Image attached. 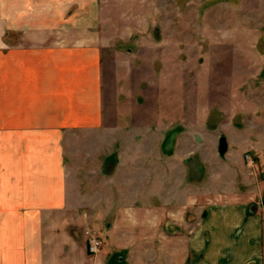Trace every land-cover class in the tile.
I'll list each match as a JSON object with an SVG mask.
<instances>
[{"label": "crops", "instance_id": "1", "mask_svg": "<svg viewBox=\"0 0 264 264\" xmlns=\"http://www.w3.org/2000/svg\"><path fill=\"white\" fill-rule=\"evenodd\" d=\"M99 1L0 0V264H264V115L237 193L165 202L161 160L107 161L99 183L97 139L70 181L104 125Z\"/></svg>", "mask_w": 264, "mask_h": 264}, {"label": "rangeland", "instance_id": "2", "mask_svg": "<svg viewBox=\"0 0 264 264\" xmlns=\"http://www.w3.org/2000/svg\"><path fill=\"white\" fill-rule=\"evenodd\" d=\"M99 3L104 125L86 137L70 181L97 139L103 174L107 161L165 162L166 182L151 185L165 202L243 189L239 156L256 139L255 115H264V0ZM112 137L118 155L107 153Z\"/></svg>", "mask_w": 264, "mask_h": 264}, {"label": "built area", "instance_id": "3", "mask_svg": "<svg viewBox=\"0 0 264 264\" xmlns=\"http://www.w3.org/2000/svg\"><path fill=\"white\" fill-rule=\"evenodd\" d=\"M245 157L248 159L249 154H246ZM85 235L87 239L88 251L92 254L97 253L102 245V240L99 234L95 230L87 229L85 230Z\"/></svg>", "mask_w": 264, "mask_h": 264}, {"label": "water", "instance_id": "4", "mask_svg": "<svg viewBox=\"0 0 264 264\" xmlns=\"http://www.w3.org/2000/svg\"><path fill=\"white\" fill-rule=\"evenodd\" d=\"M226 147H227V144H226V140H225V137H220L219 139V147H218V150L220 153H223L226 151ZM262 205L264 206V199L262 200Z\"/></svg>", "mask_w": 264, "mask_h": 264}]
</instances>
